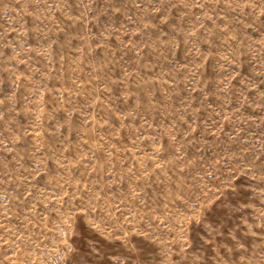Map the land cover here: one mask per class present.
<instances>
[{"label": "rangeland", "instance_id": "1", "mask_svg": "<svg viewBox=\"0 0 264 264\" xmlns=\"http://www.w3.org/2000/svg\"><path fill=\"white\" fill-rule=\"evenodd\" d=\"M0 264H264V0H0Z\"/></svg>", "mask_w": 264, "mask_h": 264}]
</instances>
